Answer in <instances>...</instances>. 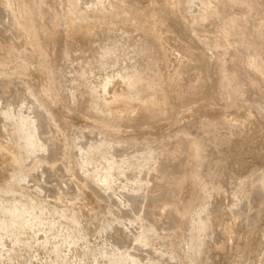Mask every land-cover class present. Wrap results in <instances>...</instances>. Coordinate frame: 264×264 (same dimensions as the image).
<instances>
[{"label": "rangeland", "instance_id": "rangeland-1", "mask_svg": "<svg viewBox=\"0 0 264 264\" xmlns=\"http://www.w3.org/2000/svg\"><path fill=\"white\" fill-rule=\"evenodd\" d=\"M115 1L0 0V144L17 143L0 153V264H264V85L251 72L240 93L229 60L264 67V0ZM179 138L196 154L173 220L157 179Z\"/></svg>", "mask_w": 264, "mask_h": 264}, {"label": "bare ground", "instance_id": "bare-ground-1", "mask_svg": "<svg viewBox=\"0 0 264 264\" xmlns=\"http://www.w3.org/2000/svg\"><path fill=\"white\" fill-rule=\"evenodd\" d=\"M111 3L113 4L114 7L117 6V2L115 0H111ZM172 4H173V0H169V3H167V5L165 6L166 10L168 12H172ZM223 4V3H222ZM87 5V4H86ZM224 5V4H223ZM222 5V6H223ZM225 7L220 9V15L221 16H224L226 15V13L229 11H227V8H228V5H227V2H225ZM231 6V5H230ZM230 8V7H229ZM232 9V8H231ZM242 9V8H241ZM87 10H89V8L87 7ZM0 11H5V5L3 3V9ZM232 11V10H231ZM241 11V10H240ZM45 13V12H44ZM49 13V12H48ZM241 16L244 15V11H241ZM229 14V13H228ZM43 15V13H42ZM51 15V14H49ZM48 15V16H49ZM44 16V15H43ZM46 16V15H45ZM210 16H206L205 19H209ZM215 20L217 21H221V19L219 17L217 18H214ZM10 30L12 33L15 34V36L17 35V37H19V39H21L23 42L22 43H25L29 46L30 49L34 50L36 49V43H35V38H34V35L32 33V30L30 29V27L28 26V24H22V25H19L14 19L10 18ZM3 22V21H2ZM212 22V21H211ZM214 22V21H213ZM216 25V22L214 23ZM8 27V26H7ZM49 27V26H48ZM216 27V26H215ZM197 29V28H196ZM215 30V29H214ZM264 30V29H263ZM8 31V29H7ZM205 32V31H204ZM217 34V35H216ZM216 36L215 38L219 40L220 44H222V40H221V36H220V32L219 31H216ZM13 38V36H12ZM11 38V39H12ZM166 38V37H164ZM163 38V39H164ZM15 39V38H14ZM18 39V41H19ZM17 40V39H16ZM161 40V39H160ZM12 41V40H11ZM10 41V42H11ZM7 42V41H6ZM9 42V41H8ZM17 42V41H15ZM14 42V44H15ZM165 42V40H164ZM13 44V45H14ZM17 44V43H16ZM161 44V42H160ZM12 44H6V45H3L1 49H3V51L5 52L9 47H14ZM165 55L167 56V61L169 62L170 61V57L171 55H174L173 52H171V50H169V48L161 45ZM173 47V46H172ZM177 48V47H176ZM171 49V48H170ZM175 49V48H174ZM179 49V48H178ZM223 49V48H222ZM236 50V49H235ZM2 51V50H1ZM0 51V52H1ZM175 51V50H174ZM242 51V50H241ZM177 53V52H176ZM182 53V51H181ZM178 54V53H177ZM176 55V54H175ZM184 56V55H183ZM179 57V56H178ZM184 59V58H183ZM172 61H174L172 58H171ZM230 60V63H233L234 64V67H233V71H232V76H235L237 79H238V85H239V91L240 93H243L244 89H245V85L243 86V83H242V80H241V77L245 75V77L247 76L248 73H256L258 74V77H259V84H262L264 85V67H262V65L260 64H252L251 61L249 62L248 60H246L244 58V56L241 54V53H238L236 51L232 52L231 54V59ZM170 63V62H169ZM229 63V64H230ZM173 65V64H172ZM228 65V64H227ZM230 66V65H228ZM244 78V77H242ZM248 80V79H247ZM246 80V81H247ZM246 83V82H245ZM109 87L107 88V90L105 91L106 95H109L111 97H119L121 95H123L124 93L128 92V88L125 86V85H119V84H116V83H112L111 81L108 83ZM259 84H254V83H249L248 82V88L247 90H249V88L252 90V89H256L258 87ZM5 87V86H4ZM4 89V88H3ZM246 90V89H245ZM130 91V90H129ZM135 94L139 95L140 97H143L145 96L148 91L145 89V88H142V87H138V88H135L132 90ZM6 92H7V86H6ZM246 92V91H245ZM129 93V92H128ZM24 97V96H23ZM27 97V96H26ZM20 98H22L20 96ZM26 99V98H24ZM20 100V99H19ZM23 101V99H22ZM38 107V106H36ZM35 109V107L33 108ZM37 110V108H36ZM34 112V119L36 121H38L39 123H45L46 121L48 122L49 121V116L47 114H44L43 116H41L40 112L38 111H35L33 110ZM114 115H116V113H114ZM52 120V119H50ZM3 128V134H4V131H8V128L7 130L5 129V126H2L0 127V132H1V129ZM11 137H12V142L11 143H6V144H0V153H11L14 149H16V146H17V143H16V140H15V136H14V133H13V130L11 128L10 132ZM8 135V134H7ZM9 136V135H8ZM7 138V137H6ZM9 138V137H8ZM7 138V139H8ZM10 140V138L8 139ZM56 141V140H55ZM6 142H8L6 140ZM1 143V142H0ZM195 144L191 141H185V138L184 140L183 139H180L175 142L173 148L168 151L166 153V157H167V162H165L162 166V168L160 169L159 171V176H158V182H165L167 183V186L165 188L162 189V191L160 192V194L158 195V193H156V195H158L157 197H160L161 198V203L163 202V204L158 207V211H156L157 215H162V212H164L165 210L169 211L170 212V216L173 220L176 219L177 217V214L170 208L168 207V205H166L167 202H169L172 197L174 196V189H173V182L179 180L181 178V173H180V167H182L180 164H181V160H183V162H188L190 160H192L194 157H195ZM184 155V157H183ZM10 162L12 163V165H15L16 164V158L15 157H11L10 158ZM185 164V163H184ZM161 166H159L160 168ZM259 180V179H258ZM157 183V182H156ZM162 188V187H161ZM157 189V188H156ZM155 194V192L153 193V195ZM150 195V194H149ZM152 195V196H153ZM151 196V197H152ZM156 200H152V203L155 202ZM158 202V201H157ZM159 203V202H158ZM155 205V204H154ZM160 205V204H159ZM155 207V206H154ZM150 208V207H149ZM153 209V208H152ZM157 210V209H155ZM150 214V213H149ZM153 214H155V212L151 213V217L153 216ZM155 216V215H154ZM154 216H153V219H154ZM163 216V215H162ZM160 216V217H162ZM157 217V216H156ZM165 218V217H164ZM157 220V219H156ZM154 222V220H153ZM160 222V221H159ZM158 224V223H157ZM153 225V224H152ZM156 225V223H155ZM154 225V226H155Z\"/></svg>", "mask_w": 264, "mask_h": 264}]
</instances>
